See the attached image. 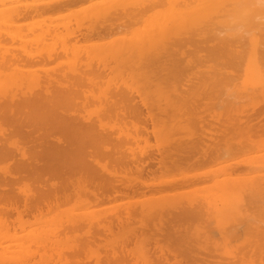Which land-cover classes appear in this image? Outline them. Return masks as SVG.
I'll return each instance as SVG.
<instances>
[{"label": "bare ground", "instance_id": "bare-ground-1", "mask_svg": "<svg viewBox=\"0 0 264 264\" xmlns=\"http://www.w3.org/2000/svg\"><path fill=\"white\" fill-rule=\"evenodd\" d=\"M235 58L244 82L221 91ZM48 62L57 68H32ZM190 68L197 82L175 81ZM88 101L98 109L78 116L73 107ZM263 114L264 0H0V158L10 160L0 198L16 210L14 220L0 216V264H30L35 254L37 264H85L94 256L81 253L107 233L109 251H94L95 264H126L130 241L144 264H264ZM203 163L213 167L188 172ZM169 167L178 174L160 177ZM205 177L207 187L175 193ZM21 178L36 191L11 193ZM129 194L140 197L110 215L99 206L57 214L62 202L86 208ZM211 230L225 243L242 234L248 250L214 260ZM72 232L84 240L63 245ZM187 232L198 251L181 241Z\"/></svg>", "mask_w": 264, "mask_h": 264}, {"label": "rangeland", "instance_id": "rangeland-1", "mask_svg": "<svg viewBox=\"0 0 264 264\" xmlns=\"http://www.w3.org/2000/svg\"><path fill=\"white\" fill-rule=\"evenodd\" d=\"M85 2L86 1H83V2H80L81 4H79V3H77V4H75V5H73V6H71L69 9H74L75 10V8H79L81 5H84L85 4ZM86 4H87V2H86ZM77 5V6H76ZM62 12H64V10L62 11ZM29 19V20H27L26 21V19ZM27 18H24L23 19V22L25 21V22H31L32 20L34 21V19L36 18L35 16L34 17H32V18H34V19H32L31 17H27ZM31 18V19H30ZM115 34V33H114ZM111 36H113L112 34L111 35H107V36H105V37H103L102 38V40H106V39H109ZM108 37V38H107ZM243 58L245 59V53H244V56H243ZM243 58H235V60L236 61H234L231 65H227L226 66V70L224 69L223 70V76L221 77L222 79H220L219 80V83H218V85L220 86V87H218V89H220L221 91H224V88H225V90H227L228 89V87H230V86H233V85H239V84H241L242 82H244V70H243V68H242V66H243V63H244V59ZM47 64V65H46ZM54 66H53V65ZM57 64V63H56ZM59 64V63H58ZM61 65V64H60ZM33 66V67H32ZM31 67L32 68H35V66H36V70L38 71V72H43L44 70H45V68L44 67H46V69L47 68H49L48 66H51L52 68H50V69H48L49 71H51L52 69H53V67H56V65L54 64V63H45V64H43V66H42V64L40 65H32ZM58 66V68H59V65H57ZM38 67V68H37ZM62 67V66H61ZM60 67V68H61ZM203 67V68H202ZM201 68H199V69H205L206 67H205V65H203ZM205 67V68H204ZM57 68V67H56ZM60 68L58 69V70H60ZM40 69V70H39ZM43 69V71H41ZM199 69H197V68H190V69H188V70H186V71H184V72H182V73H180L179 74V77L175 80V81H177L178 79H179V82L182 84V82L183 83H189V84H191L192 83V85L195 83V82H197V80L194 82V79H197L196 77V70H199ZM195 70V71H194ZM230 70V71H229ZM189 71V72H188ZM225 72L227 73V74H225ZM186 73H188V74H186ZM111 73H109L108 74V76L107 77H109V75H110ZM191 74H192V76H191ZM112 76V75H111ZM187 76V77H186ZM184 77H186L185 79H184ZM188 78L189 79H191V80H188ZM184 79V80H183ZM130 81V78H127L126 79V81ZM180 80H182V81H180ZM192 80H193V82H192ZM132 82H130V83H132V84H134L135 82H134V80L132 79L131 80ZM187 81H189V82H187ZM224 83V84H227V85H222V83ZM128 84H130L129 82H127ZM180 83H178L176 86H178V85H180ZM231 84V85H230ZM131 85V84H130ZM135 85V84H134ZM217 85V86H218ZM222 85V86H221ZM123 86V85H122ZM121 86V87H122ZM134 94H135V99L136 100H138V103H140V100H141V98L139 97L140 95H137L136 94V92H134ZM142 97V96H141ZM206 102H208V106L209 107H211L212 106V108H209L211 111L214 109V111L213 112H217V111H220L221 110V108L219 109V106H216L215 108H218V109H215V108H213V102L215 103V102H217V101H211V100H209V99H206L205 100ZM89 102V101H88ZM86 103L87 104V106L88 107H85L86 106V104H82V106L79 104V105H76V106H74L73 108L75 109V112L78 114V116H83V115H85L86 116V114L88 113V112H90V111H93V110H97L98 109V106L97 105H95L93 102H91V104H90V102L89 103ZM209 102H211V105H210V103ZM218 103V102H217ZM90 105V106H89ZM78 106V107H77ZM79 106L81 107V108H79ZM84 106V107H83ZM77 107V108H76ZM78 108H79V110H78ZM143 108V107H142ZM76 109L78 110V111H76ZM209 110V111H210ZM87 111V112H86ZM143 111L145 112V108L143 109ZM84 112V114H82ZM86 113V114H85ZM206 113H208V111L207 112H205V114ZM264 115V114H263ZM263 119H264V117H263ZM255 120V119H254ZM128 121V120H127ZM257 121V120H256ZM106 123H108L109 124V122H106ZM147 126V129H149L150 130V127H151V124L149 123V124H147L146 125ZM128 127H130V126H128ZM6 130V124L4 123V122H2V121H0V132L1 131H5ZM131 131V130H130ZM132 132V131H131ZM147 134H148V136H147ZM146 134V138H147V141L145 142V141H143L142 139H141V141H139V144L140 145H145L146 143H150L151 145H148V146H152V148H155L156 146V140H154L155 139V137L151 134V132H149L148 131V133ZM10 141H12V138H10L9 139ZM144 142H145V144H144ZM153 143V144H152ZM155 143V144H154ZM20 145V144H19ZM139 145V146H140ZM146 146V145H145ZM155 146V147H154ZM154 150V149H153ZM252 149H249L246 153H244V154H238V157L237 158H239V156L241 157L242 155H243V158L242 159H244L245 158V156H246V158H249V157H251V155L249 154V153H254V150H252ZM2 159V160H1ZM8 160V161H7ZM99 161H100V163L103 161V163L104 162H106L104 159H103V157L101 158H99ZM9 162H10V160L9 159H4L3 160V158H0V174H1V169L2 168H4V167H6L7 165H9ZM5 163V164H4ZM213 165V163H210L209 165L206 163H203V164H199V165H194V166H191L190 168H189V171H188V167L187 168H182V169H184V170H186V171H188V172H190L191 171V169H192V172H194L196 169V172H201L203 169L205 170V168L206 169H209L210 168V166L211 167H213L212 166ZM110 166H111V164H109L108 163V168H110ZM203 166V167H202ZM208 167V168H207ZM113 166H112V171H113ZM180 168V169H181ZM111 169V168H110ZM174 169V170H173ZM178 169L177 168H171V167H169V168H166L164 171H161V174H160V177H168L169 178V174H170V176L172 177V175H174V174H178V172L179 171H177ZM198 170H200V171H198ZM242 170V172H240ZM245 168L242 166V167H240V168H238L237 169V171L235 172L236 173V175L238 174V175H241V174H243V171L245 172ZM176 171V172H175ZM263 171V170H262ZM171 172V173H170ZM195 172V173H196ZM173 173V174H172ZM132 174H134V173H132ZM172 174V175H171ZM244 174H246V172L244 173ZM135 175H136V173H135ZM131 177V179H133V178H136V176L134 177V175H132V176H130ZM148 178H149V176H147ZM146 177V179H148ZM163 178V179H164ZM162 178H161V180H163ZM207 180V181H206ZM209 180V181H208ZM206 181V182H205ZM210 182V179L208 178V177H205L203 180H201V181H198V182H192V183H190V185H184V186H182V187H179V188H176V190H178V191H176V190H172V189H166V190H159L160 192H167V193H169V192H171V191H173V192H175V193H178V192H186L185 190H187V191H190V186L192 187V191H193V189H196V190H199V189H201V187L203 188V186H206V183H207V185L208 184H211V182ZM23 184V185H22ZM192 184V185H191ZM199 184V185H198ZM16 185V186H15ZM185 186H186V189H185ZM184 187V188H183ZM207 187V186H206ZM182 188V189H181ZM189 188V189H188ZM180 189V190H179ZM27 190V192L28 191H30V193L31 192H35L36 191V186H35V184H34V182H32L31 180H29V179H26V178H21V179H18V180H16L15 181V183H13V185H12V191H11V193L12 192H14L15 194H17V192H21V191H26ZM33 190V191H32ZM168 190V191H167ZM158 191V192H159ZM0 192H2V189H0ZM130 195H132V194H129L128 195V197H127V195H119V196H116L115 197V199L114 198H110V199H108V200H104V201H101V202H97V203H94V204H91L90 206H88V207H86V208H84V207H77V206H74L73 204H72V202L71 201H69V202H62L63 204H66V205H64V206H62L63 204L62 203H60L59 205L60 206H57V209L59 210V211H57V212H59V213H57L56 211H54V212H52V214L53 213H57L58 215L59 214H61L60 215V218L62 219V218H64V216H65V214H68V212L70 213L71 211H73L74 210V212H72V213H76V211L77 212H79V211H83V210H85V209H87L88 208V210H92V209H94V211L96 212V213H98L99 212V209H100V212L99 213H102L103 211L104 212H107L106 214L108 215H110V214H112V212L113 211H116L115 209H120V208H122L123 206H126V205H128V204H126V201H127V203H128V201L129 200H127L128 198L130 199V200H133L134 199V197H135V199L138 197H140V195H138V194H133V195H135V196H130ZM127 197V198H126ZM131 198H133V199H131ZM123 200H126V201H124L123 202ZM10 201V202H9ZM6 202V203H5ZM13 199L12 198H10V196L8 195L7 197H5V198H0V216L2 217V216H8V218L11 220V219H13L14 220V218L16 217L15 215H16V210H15V207L13 208V206H11L13 203ZM71 202V203H70ZM18 203V202H17ZM70 203V204H69ZM125 203V204H124ZM14 205V204H13ZM10 206V207H9ZM20 206V207H19ZM93 206V207H92ZM98 206H99V209H98ZM22 207V205H20V204H18L17 205V208H21ZM59 207V208H58ZM12 208V209H11ZM84 208V209H83ZM56 209V210H57ZM97 209H98V211H97ZM104 209V210H103ZM102 210V211H101ZM113 210V211H112ZM63 211H65L64 212V214H63ZM111 211V212H110ZM103 212V213H104ZM109 212V213H108ZM105 214V215H106ZM63 215V216H62ZM51 216V215H50ZM62 216V217H61ZM28 217L30 218V221H35V220H33V216L32 215H28ZM12 223V225L15 227V228H17V225H16V223L15 222H13V221H11ZM15 224V225H14ZM139 223H136V225H138ZM34 225V224H33ZM130 225V224H129ZM132 225V224H131ZM135 225V224H134ZM31 227H32V225H31ZM34 227V226H33ZM36 227V226H35ZM213 227V226H212ZM30 228V227H29ZM114 230H116L115 228H114ZM17 233H19L20 231H19V229H17V231H16ZM78 232H80V231H78ZM191 232V231H190ZM211 232H212V235H214V236H212L213 237V240H215L218 244H217V246H216V251L213 253V255L212 256H215L216 257V259L214 258V260H216V261H218V260H221V258L219 259L218 257H229L230 255L232 256V255H237V249H239L238 250V252L240 251V247L242 248V249H244V251L245 250H248V248L246 247V246H244V243L246 244L247 242L246 241H243L244 240V236H242V234H240V233H238V234H236V235H234V237L232 236V237H230V238H232V239H230L229 237V239L228 238H226L227 239V243H225V242H223L224 240H222V238L218 235L219 233L217 232V231H215V230H211ZM71 233H69L67 236H68V238L67 237H65V236H61L62 238H61V240H62V242H63V245L65 244V242H66V240H68L67 241V243H66V245H69V244H73V245H75L76 244V242L78 241V239H79V241L78 242H82L81 240H84V238H80L78 235H74L73 234V232H72V236L70 235ZM187 235H189V236H187ZM70 236V237H69ZM107 238L108 236V238H107V240H105V237ZM110 236H112V237H110ZM113 236L114 235H112V234H109V233H107L106 235H104L103 234V238L102 239H100V240H96L97 242V245L98 246H96L95 244H92L91 246H92V253H93V255L91 254V249H89V248H87V249H85L84 250V252H82L81 253V257L82 258H84V260H87V258H85L86 256H88V254H89V258L91 257V256H94V257H91V259H88L87 261H86V263L85 264H95V260H93V258L95 259V255H94V251H96V252H98L99 254H100V256H104V253L105 252H108L109 250L107 249H105L106 247L104 246V245H106L107 246V248H108V246L109 245H107L106 243H107V241H109L108 239H112L113 240ZM185 237V238H184ZM188 237H189V239H188ZM211 237V238H212ZM236 237V238H235ZM65 238V239H64ZM71 238V239H70ZM201 238V237H200ZM203 238V237H202ZM246 238V237H245ZM99 239V238H98ZM149 239H151V238H148V240ZM181 239V238H180ZM186 239V240H185ZM188 239V240H187ZM105 240V241H104ZM133 240V239H132ZM184 240V245H186L187 246V248H189V250H190V252H191V250H192V252L195 250V252H196V250L198 251V249L196 248V245H197V242L195 241H193L194 239H193V237H192V235L190 236V234L187 232V233H185V235L183 236V238L181 239V241H183ZM229 240V241H228ZM76 241V242H75ZM162 241V240H161ZM73 242H75V244L73 243ZM242 242V245H240V243ZM103 243V244H102ZM118 243V242H117ZM193 243H196V245L195 244H193ZM100 244H101V246H100ZM153 244V245H152ZM155 244L156 243H153V241L152 240H149V242H148V244L147 245H150L149 247H152V248H154V250H155V253H157L156 251H158L157 250V247L155 246ZM96 247H95V246ZM183 245V244H182ZM222 245V246H221ZM224 245H226V246H224ZM71 246V245H70ZM226 247V248H224V247ZM69 247V246H68ZM67 247V248H68ZM89 247V246H88ZM103 247H105V248H103ZM222 247V248H221ZM71 247H69L68 249H66L67 251L70 249ZM95 248H98V249H95ZM119 248V247H118ZM125 248H126V250H125V252L127 251V253H128V257L126 258V259H123V260H125V263L126 264H144V263H141V261L140 260H138V258H137V256H136V254H137V250H138V248H137V244L136 243H134L133 241L131 242L130 241V243H127L126 245H125ZM128 248V249H127ZM136 248H137V250H136ZM105 249V250H104ZM116 249H117V247H116ZM201 249V248H200ZM224 249V250H223ZM241 249V250H242ZM90 250V251H89ZM233 252H232V251ZM105 251V252H104ZM222 251H224V252H222ZM69 252V251H68ZM66 253L67 255L69 254V253ZM226 252V253H225ZM232 252V253H231ZM236 252V253H235ZM242 251H240V253H241ZM86 253V254H85ZM126 253V254H127ZM136 253V254H135ZM152 253V252H151ZM223 253V254H222ZM225 253V254H224ZM235 253V254H234ZM240 253H238V254H240ZM106 254V253H105ZM131 254V255H130ZM219 254V255H218ZM230 254V255H229ZM70 255V254H69ZM84 255V256H83ZM86 255V256H85ZM91 255V256H90ZM217 255V256H216ZM228 255V256H227ZM36 257V258H35ZM130 257V258H129ZM222 257V258H223ZM39 257H38V255L37 254H35V256H34V258H32V259H34L33 261H32V259H29L28 261H30L29 263L30 264H37L38 262H40V260H36V259H38ZM136 258H137V260H136ZM152 258H154V256H153V254H152ZM222 259V261L223 262H225V259ZM170 259H171V257H170ZM37 261V263H36V261ZM134 260H136V261H134ZM60 260H53V261H50V262H52V263H50V262H48L47 264H67V263H65V261L63 260V258H62V260H61V263L59 262ZM64 261V262H63ZM131 261V262H130ZM134 261V262H133ZM58 262V263H57ZM130 262V263H129ZM44 263V262H43ZM40 264V263H39ZM149 264H161V263H159V262H156L155 261V259H154V261H152L151 263H149Z\"/></svg>", "mask_w": 264, "mask_h": 264}]
</instances>
